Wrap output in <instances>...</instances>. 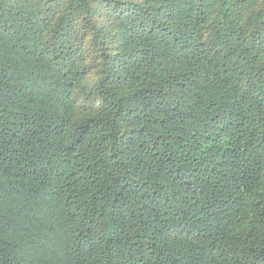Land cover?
Masks as SVG:
<instances>
[{
	"label": "trees",
	"instance_id": "trees-1",
	"mask_svg": "<svg viewBox=\"0 0 264 264\" xmlns=\"http://www.w3.org/2000/svg\"><path fill=\"white\" fill-rule=\"evenodd\" d=\"M0 264H264V0H0Z\"/></svg>",
	"mask_w": 264,
	"mask_h": 264
}]
</instances>
